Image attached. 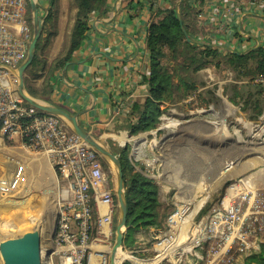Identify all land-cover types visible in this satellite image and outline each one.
I'll return each instance as SVG.
<instances>
[{
  "label": "crops",
  "instance_id": "0c3cea01",
  "mask_svg": "<svg viewBox=\"0 0 264 264\" xmlns=\"http://www.w3.org/2000/svg\"><path fill=\"white\" fill-rule=\"evenodd\" d=\"M175 1L107 0L104 7L90 13L85 36L68 64L56 67L55 60L68 46L76 11L74 0H56L52 7L53 18L44 25L36 47L38 60L28 68L26 77L30 79L40 100L77 113L80 124L103 142L118 148L128 146L130 161L132 152L141 148L142 173L158 185V200L168 198L163 189L168 188L175 189L171 197L175 203H195L199 200L205 203L215 192L212 186L214 180L208 181L205 176L183 178L182 173L204 169L214 160L220 164L219 174L248 169L246 163H240L236 169L234 164V169H231V159L227 155V145L230 143V120L227 117L214 121L212 117L162 115L154 127L143 131L142 142L136 139L139 133H129L130 108L133 103L143 101L147 94L143 77L149 70L146 39L151 9L174 6ZM192 5L200 11L195 19L198 23L195 26V39L214 44L222 55L264 47V2L205 0L202 4L192 2ZM230 9H233V14L228 17ZM240 84L236 90L244 93L246 98L250 94L255 99L256 112L259 113L260 109L263 112L264 89L253 82ZM229 89L226 93L228 98L233 94ZM255 123L264 124V118ZM198 126L211 136L212 150L203 153L202 158L195 150H183L181 144L182 136L187 134H200L202 139L205 138ZM238 140H241L240 137ZM215 148L217 152L213 150ZM43 159L47 161L45 157ZM241 189L243 186L226 188L225 195L232 197L240 193ZM155 230L152 226L134 228V241L128 248L137 246L147 234ZM93 248L99 249L100 246L94 245ZM242 263L243 257L238 255L232 262Z\"/></svg>",
  "mask_w": 264,
  "mask_h": 264
},
{
  "label": "built area",
  "instance_id": "2783aa9c",
  "mask_svg": "<svg viewBox=\"0 0 264 264\" xmlns=\"http://www.w3.org/2000/svg\"><path fill=\"white\" fill-rule=\"evenodd\" d=\"M228 12L231 17L233 9ZM31 22L28 0H0V198L23 190L24 156L45 157L62 187L50 264H108L117 204L101 156L60 117L41 112L17 91L16 69L26 56ZM254 82L264 84V77ZM15 136L18 144L12 143ZM222 198L198 222L203 201L189 220L191 203H176L163 229L126 248L125 259L132 264H232L236 255L258 249L264 240L257 234L264 227V198L247 186ZM252 218L258 219L256 227L250 225Z\"/></svg>",
  "mask_w": 264,
  "mask_h": 264
},
{
  "label": "rangeland",
  "instance_id": "374dc122",
  "mask_svg": "<svg viewBox=\"0 0 264 264\" xmlns=\"http://www.w3.org/2000/svg\"><path fill=\"white\" fill-rule=\"evenodd\" d=\"M177 1L178 0L175 1L174 6ZM258 1L264 2V0ZM192 2L193 1H191L189 9H197L195 8V6H193L194 3L192 5ZM37 7L39 15L45 18L50 7L48 0H37ZM174 53L176 57H173V59H170V57L168 56L163 60L165 64L171 65L172 71L176 75L172 80V83L174 85L172 100L163 103L162 108L164 109V111L162 115L184 118L212 117L214 121H216L217 119L220 120L221 117H227L228 120H230V136H228L230 138V143H228L227 145V155H229V158L231 159V169H234V164L235 169L239 166L240 163H246L248 165V169L244 171H226L219 174L218 170L221 168L219 167L220 164L217 163L216 160H214V162L212 161L206 166L207 168L203 167L204 169H199L197 171L190 170L182 173L181 176L183 178H201L202 176H205L208 181H212L215 179L214 177H216L212 185L215 189V192L210 198L207 199V202L209 201L211 203L209 211H212L214 207L221 205V201L223 199H221V197H225L226 188L231 189L237 186L238 188H242V186L243 188L244 186H247L249 188L252 187L257 197L264 198V124H254L256 120L264 118V109L263 112L260 109V112L258 113L256 112L257 105H254L251 112L257 114V116L250 117V111L245 109L246 105L244 106V100L250 99L249 96L247 98L238 96L235 100L236 102H232L228 97H226V93H228L227 90L230 87H234L236 89L238 85H241L240 83L246 81L249 83L253 82L254 84L259 83L254 82V79H239L238 77H236V74L230 69L226 59H224L221 53L219 55L210 56L207 59H202L203 61H208L203 62L197 70H189L187 72H182L178 68L179 62L182 61L181 56H183L181 55L182 52L180 51V49L176 48ZM250 64L252 66L253 62L251 61ZM178 76H182L186 81L192 80L195 84L196 89H188L178 80ZM27 82L28 85H31L30 80ZM207 88H209L214 93V99H212L211 101H208L209 97L211 96H208L206 92ZM243 118H246V120ZM249 122L252 123L249 124ZM216 125L218 124H215V126ZM225 126H228L227 123ZM198 129H200V133H204V139H202L203 136H199L200 134L197 136L187 134L182 136L181 144L183 146V150H195L199 153L200 158H202L203 153L206 154V152H211L212 150L210 146L211 136L206 134V132L201 131V129L204 128L198 126ZM143 134V132H139V136L138 138H136L137 140H139V142H142L141 140ZM238 137H240V141L238 140ZM205 139H208L209 141H206ZM13 140L14 144L19 143L18 136H15ZM105 144H107L111 149L116 147L112 144ZM206 144H208L209 146H206ZM139 145L141 147V144ZM215 149L213 150L217 152L218 149ZM220 151H222L221 148ZM141 152V148L133 151L131 154L132 160H129V162L133 165L135 170L143 172ZM43 158L44 157L42 156H24V160L26 162V179L23 190L20 191L16 196L0 198V240L9 237L16 232H21L22 230L27 229L32 224L36 223L43 226V232H45L44 226L46 225L48 227V230L43 237L44 246L46 245L45 248L52 247L50 236L61 203L62 187L56 182L55 175L51 167ZM134 158L136 160H134ZM101 160L102 165L107 174H109V177L112 180L111 183H113L112 185L114 186L116 179L114 165L104 158H102ZM199 164L201 165L202 162ZM123 174H125L126 176V172H123ZM153 182L155 183L154 180ZM156 186L158 188L157 184ZM163 189L168 198L164 200H158L159 205L156 209V224L151 225L152 227L156 228V230L152 233L147 234V237L145 239H150L161 229H163L166 217L172 214L175 211V207L177 206V204L175 203V199L173 200L171 198L174 195L175 189ZM203 205L204 203L201 205V207ZM195 206V203L188 204L187 215L195 212ZM117 215L118 209L115 219L117 218ZM257 223L258 219L252 218V222L250 223V225L252 227H256ZM146 227L140 225L135 229H145ZM257 234L261 235V237H264V227L260 232H257ZM114 237L115 229H113V233L111 236L112 244L114 242ZM133 241V231L131 230L130 234L125 239L126 243L124 244V246L126 245L127 248L130 247ZM126 250L127 249L124 248L123 252L126 253ZM125 262H127V264L133 263L129 260H124L123 263ZM163 262L167 263L166 260H164ZM49 263H52L51 258H49Z\"/></svg>",
  "mask_w": 264,
  "mask_h": 264
},
{
  "label": "trees",
  "instance_id": "16d2710c",
  "mask_svg": "<svg viewBox=\"0 0 264 264\" xmlns=\"http://www.w3.org/2000/svg\"><path fill=\"white\" fill-rule=\"evenodd\" d=\"M55 1L56 0H48L50 7L43 20L42 31L44 25L53 18L52 7ZM106 1L107 0H74L76 5L74 25L71 29L69 43L65 52L54 62L56 67H63L65 63L71 59L73 52L81 45L85 32L88 29L90 13L104 7ZM191 1L202 4L205 0H183L179 6L182 23L186 32L190 38L195 39L194 36L197 34L195 26L198 24L195 19L200 11L198 8L194 10L189 9ZM151 11L152 16L147 27L148 34L146 39L149 70L143 77V81L147 85V94L143 101L140 103H133L130 108L128 113L131 117L129 122L130 134H137L154 127L164 111L162 108L163 103L172 100V93L174 92L172 80L176 74L172 71L171 65L164 63V58L169 56L170 59H173V57H176L174 53L175 49H180L183 56H181L182 61L179 62L178 68L182 72H187L189 70H197L203 62L208 61H203L202 59L220 54L219 49L214 46L199 45L187 41L173 5L167 8L155 7L152 8ZM222 56L226 59L230 69L234 71L236 77L239 79L248 78L249 80H253L259 76L264 77V47L258 46L244 53L227 52ZM37 60L38 57L35 55L30 67L34 66ZM251 61L253 62L252 66L250 64ZM30 74L33 75L31 71ZM29 80V78L25 77V86L28 93L39 98L36 89H34L32 85H28L27 81ZM178 80L188 89H196L192 80L186 81L182 76H178ZM257 86L264 89V85L257 84ZM230 89L233 92V94L229 96L230 101H235L238 96L246 98L244 93H241L234 87H230ZM44 90H46L45 87ZM206 92L208 96H211L208 101L214 99V93L209 88L206 89ZM248 96L250 99L244 100V106L246 105L245 109L250 111V117H256L257 114L251 112L255 105V99H253L251 95H247V97ZM112 149L121 161L123 172H126V176L124 174V180L128 211L127 225L129 226L125 231V241L130 231L134 228L140 225L148 227L156 224V209L159 205L157 197L158 188L151 178L145 176L141 171L135 170L133 165L129 162L128 146L122 148L114 147ZM210 206L211 203L209 201L202 206L195 216V222H198L207 214ZM115 221L116 219H114V224ZM200 251L204 253L202 249H200ZM123 264H127V262ZM242 264H264V240L259 243L258 249L251 250L243 257Z\"/></svg>",
  "mask_w": 264,
  "mask_h": 264
},
{
  "label": "water",
  "instance_id": "95a60500",
  "mask_svg": "<svg viewBox=\"0 0 264 264\" xmlns=\"http://www.w3.org/2000/svg\"><path fill=\"white\" fill-rule=\"evenodd\" d=\"M183 0H178L174 8L176 16L181 24V29L186 35L187 41L199 45H211L198 39H193L188 36L186 29L182 23V18L179 6ZM29 12L32 20V35L28 44L26 56L21 64L16 69L18 78L17 91L19 95L33 105L41 112L53 114L60 117L70 129L84 140L89 146L98 152L101 158L106 159L112 163L115 168V199L118 209V215L115 221V237L108 254V264H123L125 258L118 259V253L124 250V235L129 225H127V201L125 195V180L122 169V164L118 155L105 144L101 139L94 136L90 131L84 128L78 121V114L71 113L66 109L52 105L45 101L39 100L31 96L25 88L26 71L30 67L35 56L36 45L42 33V26L44 18L38 13L37 0H28ZM257 48V47H253ZM68 62H66V65ZM43 226L39 224H32L29 228L16 232L13 235L0 240V264H50L49 257L52 253L51 248L44 246V234L48 230L45 225V232L42 231ZM52 234V233H51Z\"/></svg>",
  "mask_w": 264,
  "mask_h": 264
},
{
  "label": "bare ground",
  "instance_id": "6f19581e",
  "mask_svg": "<svg viewBox=\"0 0 264 264\" xmlns=\"http://www.w3.org/2000/svg\"><path fill=\"white\" fill-rule=\"evenodd\" d=\"M177 125V124H176ZM175 127V126H174ZM176 131V130H175ZM121 136V135H120ZM249 151V150H248ZM244 152V151H243ZM211 159V158H210ZM221 160V159H220ZM218 163V162H217ZM226 164V163H225ZM212 165V164H211ZM230 166V165H229ZM206 167V166H205ZM217 168V167H216ZM219 168V167H218ZM215 178V177H214ZM215 180V179H214ZM198 186V185H197ZM252 188V187H251ZM195 196H196V194H195ZM203 200H199V201H196L195 202V204H196V206H195V208H194V211L200 206V204H201V202H202ZM35 206V205H34ZM193 214V212L188 216V220L191 218V215ZM44 220V219H43ZM38 222V221H37ZM40 225V224H39ZM46 246V245H45ZM127 256V254L125 253V252H119L118 253V259L119 260H122V259H124L125 257Z\"/></svg>",
  "mask_w": 264,
  "mask_h": 264
}]
</instances>
